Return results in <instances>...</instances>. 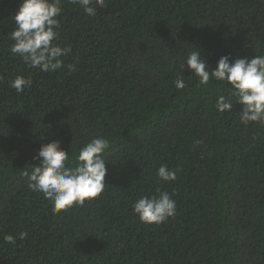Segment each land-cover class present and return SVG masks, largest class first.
Here are the masks:
<instances>
[{
	"label": "trees",
	"instance_id": "1",
	"mask_svg": "<svg viewBox=\"0 0 264 264\" xmlns=\"http://www.w3.org/2000/svg\"><path fill=\"white\" fill-rule=\"evenodd\" d=\"M19 6L0 0V264H264V125L241 124L240 104L217 111L226 83L201 85L186 66V87L174 84L193 46L213 69L264 55V0H107L95 17L62 0L57 43L71 52L54 73L10 51ZM19 75L33 81L21 93ZM97 135L103 194L54 213L24 171L53 140L74 165ZM164 164L176 181L156 175ZM157 190L176 214L146 225L133 205Z\"/></svg>",
	"mask_w": 264,
	"mask_h": 264
},
{
	"label": "clouds",
	"instance_id": "2",
	"mask_svg": "<svg viewBox=\"0 0 264 264\" xmlns=\"http://www.w3.org/2000/svg\"><path fill=\"white\" fill-rule=\"evenodd\" d=\"M71 2L79 4L88 17H95L97 8L107 6V0H95L94 5L93 0ZM62 11V0H20V6L13 16L15 27L9 33V38L14 41L10 51L25 64L45 73H54L64 68L62 57L67 56L71 48L61 47L57 43ZM186 66L201 85L219 81L231 86L227 95L217 97V111L230 112L234 104H240L243 106L239 114L241 124L264 125V55L236 59L225 55L220 57L213 69L207 64L201 50L193 46L184 62L178 65L174 82L178 90L186 87L183 75ZM67 70L69 73L74 72L76 65L68 64ZM32 83L31 78L19 75L9 86L21 93L30 88ZM108 148L109 140L97 135L77 149L76 162L72 165L69 164V152L61 148L60 141L42 144L32 158L37 163L29 164L24 171L27 187L50 200L54 213L69 210L73 206H84L85 201L95 200L105 190L106 165L109 162L104 159V153ZM156 175L162 182H174L177 179L176 171L170 170L167 164L161 165ZM176 207V201L168 192L157 190L156 195H145L137 199L133 211L140 222L160 225L175 216ZM27 237V232L19 233L20 240ZM4 241L16 244V238L10 234L4 236Z\"/></svg>",
	"mask_w": 264,
	"mask_h": 264
}]
</instances>
